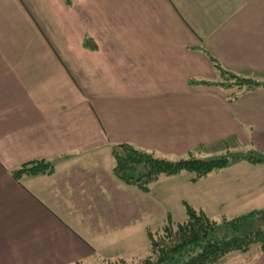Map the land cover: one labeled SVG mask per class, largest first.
I'll list each match as a JSON object with an SVG mask.
<instances>
[{
    "label": "crops",
    "instance_id": "crops-1",
    "mask_svg": "<svg viewBox=\"0 0 264 264\" xmlns=\"http://www.w3.org/2000/svg\"><path fill=\"white\" fill-rule=\"evenodd\" d=\"M215 63L264 81V0H0V264L132 260L149 228L114 145L264 155V87L229 101ZM40 158L50 174L11 176ZM228 169L204 195L264 207V162Z\"/></svg>",
    "mask_w": 264,
    "mask_h": 264
},
{
    "label": "trees",
    "instance_id": "trees-1",
    "mask_svg": "<svg viewBox=\"0 0 264 264\" xmlns=\"http://www.w3.org/2000/svg\"><path fill=\"white\" fill-rule=\"evenodd\" d=\"M65 2L70 4V0ZM214 65L220 76L216 84L226 91L229 101L244 91L264 87V81L253 76H241L218 63ZM112 155L115 177L143 192H148L149 182L161 175L188 171L193 173L190 181L196 182L237 160L264 162L263 154L253 152L206 159L191 155L172 160L127 142L114 145ZM52 171L51 162L40 158L28 160L10 173L15 180H19L22 175L50 174ZM183 206L185 217L182 220L175 221L168 216L159 229L147 230L149 250L139 264H229L237 255L249 260L250 264L264 250V207L230 217L223 216L217 221L202 208H195L186 201ZM122 261H105L102 264H121Z\"/></svg>",
    "mask_w": 264,
    "mask_h": 264
},
{
    "label": "rangeland",
    "instance_id": "rangeland-1",
    "mask_svg": "<svg viewBox=\"0 0 264 264\" xmlns=\"http://www.w3.org/2000/svg\"><path fill=\"white\" fill-rule=\"evenodd\" d=\"M238 74V73H236ZM241 75L242 74H238ZM225 79L229 77L224 76ZM228 146L233 144H227ZM227 145L216 144L214 146L200 148L199 151H195L191 154H185L182 156H175V154H159L168 159H178L181 157L195 156L199 158H214L224 155L235 154L237 150L242 151L247 147L244 145H239L236 148H227ZM234 147V146H233ZM228 150V151H227ZM230 151V154H228ZM238 151V152H239ZM231 169L222 173H211L207 176V179H201L200 183H193L190 181V177L193 173L188 171H181L175 175H161L158 179L149 182V192H142L138 194H143L140 197L143 203V224L145 228H150L151 230L159 229L160 225L168 216L173 220L179 221L185 217V209L183 202L186 201L195 208H202L210 215L212 218L220 221L222 219V214L226 217L227 215H232L234 212L232 210L233 206L228 203L227 200L230 199V195H226L224 192H220L216 195L215 192L208 194L209 187L214 188L215 182L210 181L211 179L219 178L220 180L223 176L227 175L230 177ZM221 172V170H220ZM224 172V173H223ZM210 184V185H209ZM141 192V191H138ZM211 195V197H209ZM215 196L218 198L216 199ZM221 199V200H220ZM222 200H225L224 202ZM130 201H133L130 199ZM135 201L137 200V197ZM224 204L223 208H219ZM250 204H246V209L250 210ZM248 207V208H247ZM250 208V209H249ZM247 210V211H248ZM140 224H138L139 227ZM146 230V229H145ZM141 238V237H140ZM144 242V244H143ZM142 247H139V245ZM139 248H134L132 253H135L131 259H126L121 262V264H139L141 258L145 257L149 250V242L146 234H144V240H140L138 243ZM130 258V257H129Z\"/></svg>",
    "mask_w": 264,
    "mask_h": 264
}]
</instances>
